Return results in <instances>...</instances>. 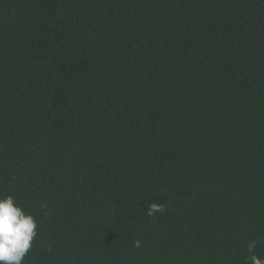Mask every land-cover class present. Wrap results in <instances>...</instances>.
I'll return each instance as SVG.
<instances>
[{
    "label": "trees",
    "instance_id": "1",
    "mask_svg": "<svg viewBox=\"0 0 264 264\" xmlns=\"http://www.w3.org/2000/svg\"><path fill=\"white\" fill-rule=\"evenodd\" d=\"M8 194L38 224L23 264H244L264 240V0H0Z\"/></svg>",
    "mask_w": 264,
    "mask_h": 264
},
{
    "label": "clouds",
    "instance_id": "2",
    "mask_svg": "<svg viewBox=\"0 0 264 264\" xmlns=\"http://www.w3.org/2000/svg\"><path fill=\"white\" fill-rule=\"evenodd\" d=\"M41 208H47V204L42 203ZM164 211L163 204L153 202L147 209V215L153 217ZM37 235L36 218L26 212L13 195L0 196V264H23ZM140 243L136 240L133 246L139 248ZM260 243H264V240L253 239L247 243L244 264H264V255L256 251Z\"/></svg>",
    "mask_w": 264,
    "mask_h": 264
}]
</instances>
